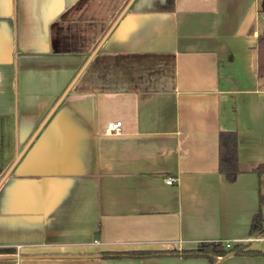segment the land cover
I'll use <instances>...</instances> for the list:
<instances>
[{
  "label": "crops",
  "instance_id": "crops-1",
  "mask_svg": "<svg viewBox=\"0 0 264 264\" xmlns=\"http://www.w3.org/2000/svg\"><path fill=\"white\" fill-rule=\"evenodd\" d=\"M259 7L0 0V264H264ZM222 131L238 138L234 182ZM207 241L262 253L102 257Z\"/></svg>",
  "mask_w": 264,
  "mask_h": 264
},
{
  "label": "trees",
  "instance_id": "trees-1",
  "mask_svg": "<svg viewBox=\"0 0 264 264\" xmlns=\"http://www.w3.org/2000/svg\"><path fill=\"white\" fill-rule=\"evenodd\" d=\"M259 11L264 14V0H260ZM257 74L264 77V29L257 39ZM219 171L227 181L234 182L240 173L238 156V138L236 132L222 131L219 136ZM254 171L261 176L264 173V163L255 167ZM261 211L253 217L250 233L264 232ZM243 244L233 245L227 249L224 242H201L195 249L186 250H136L126 252H105V258H148L161 256H182V257H204L212 263H216L231 255H260L262 252L254 249H244Z\"/></svg>",
  "mask_w": 264,
  "mask_h": 264
},
{
  "label": "built area",
  "instance_id": "built-area-1",
  "mask_svg": "<svg viewBox=\"0 0 264 264\" xmlns=\"http://www.w3.org/2000/svg\"><path fill=\"white\" fill-rule=\"evenodd\" d=\"M122 128V122L121 121H111L106 126V131L108 133H119ZM177 182V179L174 177H167L166 183L169 185H173ZM227 249H231L233 244L231 242H224Z\"/></svg>",
  "mask_w": 264,
  "mask_h": 264
},
{
  "label": "rangeland",
  "instance_id": "rangeland-1",
  "mask_svg": "<svg viewBox=\"0 0 264 264\" xmlns=\"http://www.w3.org/2000/svg\"><path fill=\"white\" fill-rule=\"evenodd\" d=\"M254 239H257V238L254 237Z\"/></svg>",
  "mask_w": 264,
  "mask_h": 264
}]
</instances>
